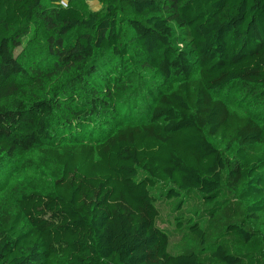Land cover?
Listing matches in <instances>:
<instances>
[{
	"label": "trees",
	"instance_id": "obj_1",
	"mask_svg": "<svg viewBox=\"0 0 264 264\" xmlns=\"http://www.w3.org/2000/svg\"><path fill=\"white\" fill-rule=\"evenodd\" d=\"M97 1L0 0V169L21 168L0 181V264H264V119L213 96L264 109V0ZM32 25L36 69L14 53ZM138 78L156 85L118 124ZM73 121L111 128L60 136ZM188 199L240 219L215 241L201 212L177 219L199 249L172 254L158 205Z\"/></svg>",
	"mask_w": 264,
	"mask_h": 264
},
{
	"label": "rangeland",
	"instance_id": "obj_2",
	"mask_svg": "<svg viewBox=\"0 0 264 264\" xmlns=\"http://www.w3.org/2000/svg\"><path fill=\"white\" fill-rule=\"evenodd\" d=\"M73 5L92 12H100L103 7L99 4L97 0H62L61 4ZM19 46L15 49V57L20 58L22 63L26 68H38L50 63V59L47 56L45 46V40L41 30L38 26L32 25L29 28V33L24 36L19 41ZM41 67V68H42ZM144 81L140 82V79L135 81L133 86L129 87L125 94L118 98L119 112L121 113V118L117 120V123H125L139 120L143 114L144 104L142 102L144 91L148 86H154L156 84L150 83V85L143 84ZM214 98L226 101L229 105L235 108L245 109L248 107L250 114L258 118V120L264 119V109L257 108L255 104H251L246 101L245 97L237 91L234 85L227 88L221 89L220 91L214 93ZM134 103L137 104L135 110ZM104 123V122H103ZM105 123L101 124L98 122H93L90 126L79 127L76 121H73L68 127L64 126L62 130L59 131V135H65L67 139L80 140L82 142H95L98 138L104 136L110 127H105ZM21 168L17 167L15 162H5L2 164L0 169V181L4 182L5 179L17 175ZM160 212L158 225L161 229H164L169 234V247L172 254H179L181 252L198 250L199 246L197 241L192 237L188 227L186 228L185 223L182 225L183 228H179L177 225V219L184 220V217H192L194 219H199L197 216L199 212L202 214L201 223L202 227L206 229L208 237L212 241L220 240L225 225L227 223H237L240 219V207H233L229 209L226 213L224 220L217 223L215 226H210L208 224L209 220L206 217L207 210L209 207H201L198 203L191 201L190 199L178 204L177 202H167L158 205ZM233 221V222H232ZM233 223V224H234Z\"/></svg>",
	"mask_w": 264,
	"mask_h": 264
}]
</instances>
